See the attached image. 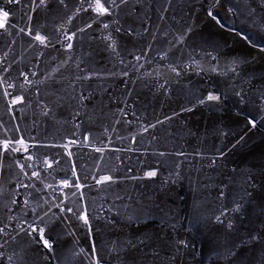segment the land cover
I'll use <instances>...</instances> for the list:
<instances>
[{"label": "rangeland", "instance_id": "obj_1", "mask_svg": "<svg viewBox=\"0 0 264 264\" xmlns=\"http://www.w3.org/2000/svg\"><path fill=\"white\" fill-rule=\"evenodd\" d=\"M212 2L131 0L135 10L122 17V30L132 33L121 35L127 43L122 60L105 51L103 41L85 37L67 64L62 63L68 59L63 50L52 48L37 62L38 48L28 49L21 38L0 32V70L11 65L16 76L17 68L31 69L37 76L29 78L39 81L11 113L0 93V138L7 133L29 145L28 152L3 156L0 190L15 188L21 206L26 195L32 206L39 199L42 210L34 213L28 207L22 212L17 207L11 214L22 218L25 228L33 222L43 227L37 215L59 205L51 207L60 217L50 240L53 250L34 244L25 256L27 264H91L93 249L102 264H264V108L258 100L264 92V52L259 51L264 45L241 38L256 31L246 19L248 11L259 17L264 3L222 0V6L210 9ZM228 6L234 8L232 15L226 12ZM14 11L22 24V10ZM208 11L220 23L208 17ZM41 16L38 13L37 20ZM82 19L83 14L76 23ZM189 26L185 42L177 44L175 38ZM207 51L218 60L205 55ZM233 57L249 61L239 77L226 67ZM169 63L181 71L179 78L170 73ZM236 90L243 91L246 102L239 101ZM207 91H219L222 102L197 105L194 97ZM80 95L86 98L82 106L72 99ZM45 104L52 109L47 117L40 114ZM76 111L81 115L73 120ZM83 133L90 143L83 142ZM68 139L77 144L65 149ZM66 152L72 153L71 159ZM29 154L34 157L31 170L40 177H31L28 170L21 180L33 187L19 188L12 161L24 163ZM45 157L51 169L46 170ZM150 170L156 176L145 177ZM94 173L97 178L111 175L113 181L96 185ZM62 178L69 185L79 179L84 187H64ZM46 185L51 187L41 191ZM7 192L0 191V228L8 225L7 232L0 233V244L8 240L0 249L3 264L8 256L15 261L13 253L19 254L27 243L23 234L16 241L8 235H15L12 229L19 220L8 221ZM234 201L242 205L238 212L231 211ZM60 208H72L77 215L61 213ZM226 208L221 219L225 225L232 221L231 230L215 220ZM79 211H85L88 226L78 220ZM249 234L259 238L251 241ZM181 240L186 248L178 245ZM228 249H235V255Z\"/></svg>", "mask_w": 264, "mask_h": 264}, {"label": "snow or ice", "instance_id": "obj_2", "mask_svg": "<svg viewBox=\"0 0 264 264\" xmlns=\"http://www.w3.org/2000/svg\"><path fill=\"white\" fill-rule=\"evenodd\" d=\"M264 3V0H262ZM218 6H222V0H213L212 3L208 5L210 9H215ZM136 5L131 3V0H3V4H0V32L8 33L10 35H14V37H19L27 43V48L32 49L34 47L38 48V54L35 56V60L38 62L44 54V50L48 48H52L57 52L63 50V52L68 56V59L63 60V64H67L71 59V53L76 51L77 43L87 37L89 40L99 39L104 42L105 51H110L114 53L117 57H121L122 51H127V43L125 41H121V35L127 34L131 35V31L127 28L122 30V17L124 15H131L135 10ZM21 9L19 19L23 20V23H18L16 21V12L14 9ZM239 11V9H235ZM226 12L228 15H232L234 12V8L232 6H228L226 8ZM42 14L41 18L37 20V14ZM86 17V19H82L79 24L76 23L81 16ZM207 16L210 17L213 21L220 23L214 15L213 11H208ZM247 21L250 26L254 28L256 31L251 34H245L242 36V39H247L253 46L257 43L260 45H264V13H262L259 17L252 10L248 11ZM191 26L187 30H185L180 36L176 37L177 44H183L185 42V38L188 36L191 31ZM147 31V29H145ZM257 32L260 35H257ZM153 38H155V33L152 34ZM15 42V40L13 41ZM11 47V45H8ZM260 52H264V46L260 47ZM132 55V53H129ZM212 60H218L217 56H214L211 51L205 52ZM167 57L162 55L161 59H166ZM135 59L139 61L141 56L136 55ZM15 63V61H14ZM249 61L244 57H233L228 59L227 61V69L233 73V75L239 77L241 75L243 66L248 64ZM187 67V65H185ZM79 67V65H77ZM168 70L175 77L179 78L181 76V71L177 70V67L172 66L171 63L168 64ZM11 65L7 67H3L0 70V93H2V98L5 101L6 111L9 113L15 111L14 106L23 105L25 102V91L30 92L31 87L35 86L39 81H35L30 79L29 77H36L37 73L35 71H31V69H20L17 68V75H11ZM215 71V68L212 69ZM124 76H127L128 73L124 72ZM80 79V77H77ZM83 79H89V77L85 76ZM19 85V92H17V86ZM25 86H30L27 89ZM163 87V86H161ZM11 90V91H10ZM39 93V89L37 88V94ZM234 95L239 98L241 103L245 101V94L243 91L236 90L234 91ZM57 101H62L63 98L60 96L56 97ZM73 100L77 103V105L82 106V102L86 99L83 95L73 96ZM197 105H204L207 107H214L222 102V94L212 91H207V93H200L199 95L194 97ZM261 108H264V92H261L258 97ZM39 104V101H37ZM182 111L190 112L192 108H182ZM52 109L47 105L41 106V115L47 117ZM81 115V112L76 111L73 115V120H76ZM13 119H15L13 117ZM165 119H169V117H165ZM157 123H162V121H157ZM252 123V121H249ZM3 125H0V128H3ZM75 127H79V124H76ZM149 128H154L155 125L149 124ZM15 131L19 133L20 129L16 128ZM147 131V129H144ZM75 136V133H73ZM83 142L90 143V138L87 133L82 134ZM155 139V137H153ZM77 141L75 139H68L66 144H63L62 147L67 149L70 145H76ZM34 147L37 145H33ZM47 147V145H42ZM29 145L23 137H11L7 136L5 133L3 138H0V161L4 155L9 153L15 154L18 152H28ZM95 151L101 152L102 149L95 148ZM183 155V153H179ZM66 155L69 159L72 158L71 152H66ZM158 155L160 157L165 156L164 152H159ZM33 155L29 154L25 158V162L21 163L19 160L13 158V164L15 169L18 170L16 172L15 184L19 188L31 189L33 185L31 183H24L21 180V176L27 175L28 170L33 169ZM99 163V162H97ZM43 164L47 169H51L52 164L49 162L48 158L45 157L43 159ZM0 168H3L2 162H0ZM31 177L39 179L40 172L36 170H31ZM72 175L76 176V169H72ZM145 177H154L156 176L155 170H150L144 172ZM87 179V176L85 177ZM93 179L96 185H102L106 183H110L113 181V177L108 174H101L96 177L95 173L93 174ZM60 184L64 187H74L79 190L84 185L80 182L79 179H76L72 185H69V180L67 178H62ZM48 187L51 185H46L45 188L41 189V191H46ZM3 192H7V190H0ZM19 195V192L13 188L10 192H7L8 199L5 202V209L8 215V221L11 222L14 219H18L19 222L15 224V228L12 229L11 233H8L12 241H16L21 234L26 238L27 243L21 249L19 254L13 253L16 256V260H13V256L7 257V264H27L25 260V256L28 254L29 249L34 245L38 244L42 246L43 250L52 251L53 244L50 242L52 239V233L55 232L57 222L60 220V217L55 213H51V207H59V205L49 206L48 211L43 213V216L37 215V219L40 220V223L43 224V227L33 223H30L27 228L23 227L24 220L19 217H14L11 215L15 212L17 207L21 208L23 212L28 207H32V211L35 213L38 209L42 210V206L37 199L35 206L30 205V201L28 196L26 195L23 200V206L20 205L19 201L16 197ZM30 195V193H29ZM221 196L224 195L223 192L220 193ZM246 195L250 196L251 193L246 191ZM80 199L83 200V196H80ZM48 201H44V205H48ZM242 205L238 201H234V207L231 209L233 212H238L241 210ZM72 213L73 215H77V213L73 212L72 208H60V212L64 213ZM229 209H224L220 215L215 216V220L217 223L223 225L226 229L231 230L233 228V223L231 220L225 225L224 221L221 219ZM51 213V214H50ZM79 221H82L83 225H89V218L86 215L85 211H79L77 216ZM8 229V225L5 224L3 228H0V233H6ZM47 237V238H46ZM259 237L256 235L249 234V240L255 241ZM8 243V240H5L4 244H0V249L4 248ZM178 245H182L183 247H187V244L184 241H178ZM82 251V250H81ZM229 255H235V249H228ZM4 254L0 253V264H3ZM91 264H102V261L98 259L97 253L95 249L92 250L91 255Z\"/></svg>", "mask_w": 264, "mask_h": 264}]
</instances>
